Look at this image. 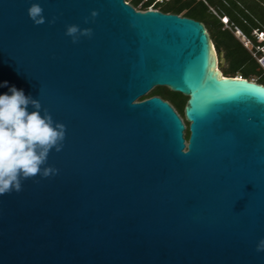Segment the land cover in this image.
<instances>
[{
	"label": "water",
	"instance_id": "obj_1",
	"mask_svg": "<svg viewBox=\"0 0 264 264\" xmlns=\"http://www.w3.org/2000/svg\"><path fill=\"white\" fill-rule=\"evenodd\" d=\"M32 2L0 0V81L66 135L57 175L0 195V264H264V86L224 77L193 19L39 0L36 25ZM69 24L91 37L72 43ZM156 87L187 98L183 119L141 100Z\"/></svg>",
	"mask_w": 264,
	"mask_h": 264
},
{
	"label": "clouds",
	"instance_id": "obj_2",
	"mask_svg": "<svg viewBox=\"0 0 264 264\" xmlns=\"http://www.w3.org/2000/svg\"><path fill=\"white\" fill-rule=\"evenodd\" d=\"M26 11L34 24L45 23L39 0L30 3ZM97 15L96 10L90 12L93 18ZM65 35L77 43L81 37H91L92 30L69 24ZM0 88L7 89L0 92V195H3L20 192L25 179L58 174L59 170L49 165L47 159L50 151L62 150L66 126L54 121L40 101L26 95L22 88L8 80L0 81ZM256 250L264 251V238L258 241Z\"/></svg>",
	"mask_w": 264,
	"mask_h": 264
},
{
	"label": "trees",
	"instance_id": "obj_3",
	"mask_svg": "<svg viewBox=\"0 0 264 264\" xmlns=\"http://www.w3.org/2000/svg\"><path fill=\"white\" fill-rule=\"evenodd\" d=\"M124 1L136 10L145 11L156 0ZM210 8L215 9L219 16L227 17L230 22L240 28L247 36L250 35L251 29H264V0H168L153 5L154 10L164 14L186 17L204 25L215 48L221 50L224 54V59L227 63L226 69L222 70L224 77H241L248 81L252 77H257L255 83L264 86V74L256 61L235 37L227 29L223 28L218 18L211 13ZM164 89L170 92L167 88ZM175 94L179 95L181 100L174 103L173 106L180 117L183 118V109L187 98L179 93ZM153 96L161 97L168 101L167 98L156 91V88L141 100ZM186 137H188L187 128Z\"/></svg>",
	"mask_w": 264,
	"mask_h": 264
},
{
	"label": "built area",
	"instance_id": "obj_4",
	"mask_svg": "<svg viewBox=\"0 0 264 264\" xmlns=\"http://www.w3.org/2000/svg\"><path fill=\"white\" fill-rule=\"evenodd\" d=\"M162 1L163 0H156L153 5L162 3ZM153 5H151L147 10H154ZM210 11L214 16L218 18L220 24L224 27V29H227L242 45V47L249 52L251 57L256 61L258 67L264 74V29H251L250 35L247 36L240 28L230 22L227 17L219 16L218 12L213 8H210Z\"/></svg>",
	"mask_w": 264,
	"mask_h": 264
},
{
	"label": "rangeland",
	"instance_id": "obj_5",
	"mask_svg": "<svg viewBox=\"0 0 264 264\" xmlns=\"http://www.w3.org/2000/svg\"><path fill=\"white\" fill-rule=\"evenodd\" d=\"M163 1H165V0H163ZM224 28V27H223ZM212 43V42H211ZM212 46H214L213 45V43H212ZM215 47V46H214ZM222 54H223V52H222ZM223 59H224V54H223ZM226 67H227V63H226V61H225V59H224V62H223V64H222V66H221V68H220V71L222 72V70H224V69H226ZM250 81H252V82H256L257 81V77H252L251 78V80ZM165 87H156V91H158L163 97H165V98H167L168 99V103H170L171 105H172V107H174L173 105H174V103H177L179 100H181V97L179 96V95H177V94H175L174 92H172V93H170V92H168V91H166L165 89H164ZM181 95V94H180ZM182 96V95H181ZM184 97V96H183ZM186 98V97H185ZM163 99V98H162ZM183 119V118H182ZM184 125L186 126V128L188 127V124L187 123H185L184 122ZM184 135H185V137H186V130H185V132H184ZM186 139H187V137H186ZM186 142H187V140H186Z\"/></svg>",
	"mask_w": 264,
	"mask_h": 264
},
{
	"label": "flooded vegetation",
	"instance_id": "obj_6",
	"mask_svg": "<svg viewBox=\"0 0 264 264\" xmlns=\"http://www.w3.org/2000/svg\"><path fill=\"white\" fill-rule=\"evenodd\" d=\"M157 97V96H156ZM159 98H161V97H159ZM162 99V98H161ZM163 101H165L164 99H162ZM167 102V101H166ZM170 104V103H169ZM171 105V104H170ZM172 106V105H171ZM173 109H174V107H173ZM175 110V109H174ZM176 111V110H175ZM177 113V112H176ZM178 114V113H177ZM179 115V114H178ZM179 117H180V115H179ZM182 119V118H181ZM188 135H189V133H188ZM188 138V137H187ZM184 139H185V141L187 140L185 137H184Z\"/></svg>",
	"mask_w": 264,
	"mask_h": 264
},
{
	"label": "crops",
	"instance_id": "obj_7",
	"mask_svg": "<svg viewBox=\"0 0 264 264\" xmlns=\"http://www.w3.org/2000/svg\"><path fill=\"white\" fill-rule=\"evenodd\" d=\"M166 1V0H165ZM168 1V0H167Z\"/></svg>",
	"mask_w": 264,
	"mask_h": 264
}]
</instances>
